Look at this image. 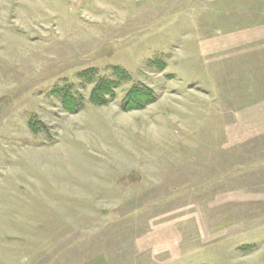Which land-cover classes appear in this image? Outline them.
Wrapping results in <instances>:
<instances>
[{
    "label": "rangeland",
    "instance_id": "rangeland-1",
    "mask_svg": "<svg viewBox=\"0 0 264 264\" xmlns=\"http://www.w3.org/2000/svg\"><path fill=\"white\" fill-rule=\"evenodd\" d=\"M0 264H264V0H0Z\"/></svg>",
    "mask_w": 264,
    "mask_h": 264
},
{
    "label": "trees",
    "instance_id": "trees-1",
    "mask_svg": "<svg viewBox=\"0 0 264 264\" xmlns=\"http://www.w3.org/2000/svg\"><path fill=\"white\" fill-rule=\"evenodd\" d=\"M116 80H102L97 83L93 89L90 101L96 105L108 104L115 95V89L122 81L129 80V75L121 68H115ZM59 96L64 110L75 113L83 108L81 100L75 98L66 88H60L55 91ZM156 99L153 90L146 86H137L131 89L123 100L124 110L141 109L154 102Z\"/></svg>",
    "mask_w": 264,
    "mask_h": 264
}]
</instances>
